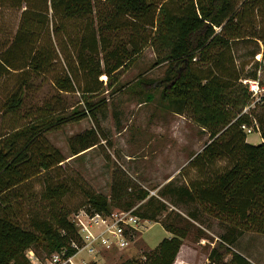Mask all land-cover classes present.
<instances>
[{
    "label": "trees",
    "instance_id": "16d2710c",
    "mask_svg": "<svg viewBox=\"0 0 264 264\" xmlns=\"http://www.w3.org/2000/svg\"><path fill=\"white\" fill-rule=\"evenodd\" d=\"M262 1L0 0V5L22 7L16 31L0 47V77L18 75L16 86L2 100L8 112L22 104L32 75L44 74L57 56L49 10L64 19L54 26L56 33L60 29L64 35L67 19L93 12L98 19L79 34V46L72 51L75 62L53 78L58 91H78L83 107L73 105L71 112L63 114L62 108L45 100L23 125L0 129V264H28L25 250L37 251L38 244L46 254L60 250L71 254L82 245L71 210L63 202L70 190L67 182L47 183L41 193L45 203L29 218L20 216L22 201L13 202L12 196L20 195L18 189L26 179L64 160L44 132L84 117L88 111L94 114L106 98H92L113 86L117 72L148 44L155 50V63H166L163 75L150 79L149 85L160 88L161 97L205 129L208 138L179 170L184 181L170 179L154 195L141 186L128 191L118 178L112 182L110 196L86 190L84 207L76 211L106 214L111 204L130 209L141 200L133 212L142 218L157 221L167 211L161 223L171 235L163 236L144 258L129 257L121 264H173L188 224L201 223L206 216L226 227L218 242L223 250L213 246L208 264H256L232 244L245 231L264 232V114L245 109L252 99L248 80H257L264 58L253 49L249 60L237 61L234 43L250 37L264 41L251 28L252 15ZM103 75L105 82L99 78ZM254 119L261 136L257 143L246 139L242 127L254 126ZM98 141L94 128L73 135L71 155ZM125 193L128 197L121 199ZM180 205L186 210L178 209ZM226 254L229 258H224Z\"/></svg>",
    "mask_w": 264,
    "mask_h": 264
},
{
    "label": "rangeland",
    "instance_id": "374dc122",
    "mask_svg": "<svg viewBox=\"0 0 264 264\" xmlns=\"http://www.w3.org/2000/svg\"><path fill=\"white\" fill-rule=\"evenodd\" d=\"M21 9L22 7L0 5V47L16 31ZM49 12V24L51 28L53 25L52 38L57 56L44 74L32 75V84L27 87L23 102L15 112L4 111L2 100L16 86L18 75L9 73L0 77L1 130L26 123L36 115L38 106L45 100L62 108L60 112L63 114L71 112L73 105L79 109L83 107L78 91H58L53 78L66 69L68 64L71 67L75 62L72 51L78 45L79 34L90 21H96L97 15L93 12L85 17L65 20V37L60 29L58 33L54 30V26L60 25V20L64 19L56 17L52 10ZM252 17L251 28L258 30L264 37V1L255 9ZM93 26L96 27V23ZM250 38L234 43L237 61L249 60V53L253 49L259 50L261 54L257 56L264 58V41L257 37ZM155 60L153 46L146 45L126 67L117 72L118 81L113 86L92 98H106L105 104L95 109L94 114L88 111L84 117L66 120L58 127L44 132L48 141L57 146L65 158L58 165L26 179L18 189L20 195L12 196L13 202L16 198L22 201L23 205L19 210L21 217L29 218L31 212L40 209L41 204L45 203L41 193L47 183L65 181L69 184L70 190L63 196V202L70 208V216L76 218V210L84 207L86 190L110 196L115 179L124 180L128 191L134 186H141L154 195L170 179L184 181L179 170L187 163L189 156L202 147L208 133L187 114L175 111L173 104H168L161 97L160 88L149 85L150 79L163 75L166 66L165 62L155 63ZM257 75L258 89L250 90L252 99L245 109L252 110L253 114H264V65L260 67L259 73L257 71ZM105 77L103 75L99 78H103L105 82ZM242 80L245 83L248 79ZM258 124L254 119L251 130H245L248 141H261ZM88 128H94L99 141L79 154L71 155L70 138ZM219 163H223V160ZM127 197L128 194L125 193L121 199ZM142 201L136 202L130 208H136ZM168 205L172 207L169 202ZM111 207L113 211L124 209L118 204H111ZM180 207L178 209L186 210L184 205ZM166 212L164 210L157 221L140 217L136 227L125 230L128 240L125 246L120 247L113 243L107 247L101 242H95L90 245L91 249H80L75 256L76 264H121L129 257L144 258V253L152 250L163 236L171 235L161 223ZM101 226L93 224L91 228L97 231ZM225 229V224L210 216H206L201 223L193 221L188 224L173 264H208V254L213 246L223 250L218 242L220 233ZM232 247L252 262L264 264V232L245 231L236 238ZM36 248L40 263H45L49 253L46 254L47 250L39 244ZM229 256L226 254L224 258Z\"/></svg>",
    "mask_w": 264,
    "mask_h": 264
},
{
    "label": "built area",
    "instance_id": "2783aa9c",
    "mask_svg": "<svg viewBox=\"0 0 264 264\" xmlns=\"http://www.w3.org/2000/svg\"><path fill=\"white\" fill-rule=\"evenodd\" d=\"M248 82L251 90L258 89V82L256 80L250 79ZM242 127L246 131H250L252 128L245 124H242ZM75 214L76 218L72 217V219L75 221L78 232L83 240L82 245L78 246L77 251L71 254H65L64 250L53 251L48 255L47 261L42 264H76L75 256L78 251L86 247L91 249L90 245L95 242H101L107 247L113 243L120 247L125 246L128 243L125 237V230L136 227L140 218V216L133 212V208L123 209L122 211L111 210L106 214L100 212L88 213L80 210ZM93 224L103 226H101L100 230L93 231L91 228ZM73 245L76 246L75 243ZM25 256L27 257L28 264L40 263V257L32 247L25 250Z\"/></svg>",
    "mask_w": 264,
    "mask_h": 264
}]
</instances>
